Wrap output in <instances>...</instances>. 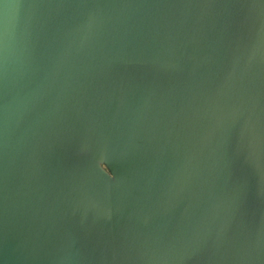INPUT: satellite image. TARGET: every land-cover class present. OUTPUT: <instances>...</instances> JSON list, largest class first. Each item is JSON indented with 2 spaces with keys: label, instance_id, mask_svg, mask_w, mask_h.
<instances>
[{
  "label": "bare ground",
  "instance_id": "bare-ground-1",
  "mask_svg": "<svg viewBox=\"0 0 264 264\" xmlns=\"http://www.w3.org/2000/svg\"><path fill=\"white\" fill-rule=\"evenodd\" d=\"M48 1L0 2V25L5 31L0 40V246L12 251L24 244L13 234L42 232L44 248L55 254L60 248L62 253L66 231L52 229L47 221L39 223L42 209L32 207L38 199L49 212L89 221L69 236L66 260L78 249L85 229L99 234L107 231L120 244L124 238L136 235L130 224L141 216L148 221L150 233L167 239L179 212L185 234L175 264H214L223 255L229 257L228 206L236 188L244 183L246 170L225 161L224 147L230 146L244 156L258 154V165L263 166L264 138L252 121L247 123L242 141L226 136L224 126L216 123L217 117L224 119L219 100L214 121L209 115V77L186 82L181 109L171 116L156 117L151 125L144 119V109L136 107L137 90L131 73L118 109L115 140L109 149L123 182L112 214L106 210L98 219L86 211H76L47 186L50 169L60 158L55 156L57 150L75 143L85 133L93 135L85 123L84 108L97 109L92 99L98 71L83 68L82 59L95 6L108 0H55L65 7L60 18L50 23L51 29L44 24L40 32H34V23L26 27L25 22L31 21L26 16L33 12L30 8L35 10ZM17 2H23V7L15 9ZM142 2L148 14L163 7L175 25L177 13L185 15L184 0ZM43 12L36 14L41 16ZM16 13L24 17L17 18ZM53 16L52 9L50 18ZM187 31L199 38L210 35L205 25H188ZM74 38L71 55L75 65L65 71L59 64ZM222 46L216 42L211 47V52L218 55L215 65L219 72L224 70L219 51ZM52 60L58 64L49 69L47 65ZM16 65L30 66L29 75L16 76ZM139 73L146 74L144 70ZM7 86L11 91L5 93ZM221 97L219 91L216 100ZM69 107L73 110L68 111ZM99 113L103 119L102 110ZM95 122L98 123L96 117ZM25 236L20 237L22 241H26ZM260 237L264 241L263 231ZM24 255L22 252L20 257ZM56 263L59 264L57 257Z\"/></svg>",
  "mask_w": 264,
  "mask_h": 264
},
{
  "label": "rangeland",
  "instance_id": "rangeland-1",
  "mask_svg": "<svg viewBox=\"0 0 264 264\" xmlns=\"http://www.w3.org/2000/svg\"><path fill=\"white\" fill-rule=\"evenodd\" d=\"M141 3V0H109L103 1L96 9L87 33L82 67L98 71L97 88L92 99L97 109L84 108V110L88 115L86 117L88 120L94 121V117L97 118L98 123L93 121L90 123L94 124L95 130L101 136L104 135L103 137L107 138H102V141L96 145L83 136L70 149L61 150L57 154L60 156L56 161L55 167H57L53 168L56 177L49 176L50 179L53 178L54 184H59L61 188L56 189L55 187L51 190L72 205L76 204L74 202L76 200L86 201L92 207L76 205L75 207L98 219L106 213V210L112 214L115 197L123 187L116 164L109 156V149L113 142L118 109L131 73L133 79L135 77L134 85L137 90L136 107L144 109V119L151 125L155 123L156 117L171 116L181 109L184 80L189 81L188 78L192 76L194 80L190 83H194L197 79H202L203 74L207 73L206 75L209 76L208 57L210 55L208 54L210 52L206 55L203 45L209 44L210 39L202 41L190 39L179 59L129 57V54L135 51L142 52L141 44L138 43V40L142 38L132 34V28L136 23H142L143 20L147 27L146 31H149V27L151 28L148 33L151 35L156 30L163 29L166 23L162 13H159V20H157L158 16L143 19ZM253 31L254 29L248 30V34L244 35L241 40V37L237 38L239 35L235 36L236 40L232 37L233 40H230L228 45L220 51L222 52L220 60L228 67L229 79L236 86L234 85L233 90L225 89L219 99L218 104L221 109H225L230 104L233 110L225 111L224 119L217 117L216 123L224 126V132L227 135H234L239 141L243 138L238 129L244 127L251 116L260 117L264 126V76L260 74L259 68L254 69V60L246 56L243 50L245 48L246 51H253L255 43L264 45V33L260 37L262 41H255L264 30ZM234 34H242V32ZM4 35L5 31L0 25V40ZM171 46L173 50L174 36L163 41V44L154 43L152 50L159 49L155 53L159 52V55H163L165 52L162 49ZM255 61H261L264 65V49ZM200 64L204 67H200ZM175 65H177L176 68ZM141 70H144L146 74H140ZM249 91L255 94L254 103L247 95ZM100 110H102L103 119L99 113ZM224 156L225 161H232L246 168L245 181L236 188L228 206L239 251V264H258V247L263 242L259 240L258 243V238L255 239L258 220L254 218L256 211L262 209L258 208L254 192L257 191V194L264 198V187L261 188L257 184V181L261 179L260 174L256 165L253 164L258 163V160L254 158L253 152L251 155L244 156L234 152L230 146L224 147ZM90 169H97L104 175L103 189H98L96 183L92 188L89 187L85 172ZM250 178L252 181L249 182ZM101 202L104 207L97 209ZM179 216H182L181 212ZM179 218L181 220L182 217ZM130 225L137 231L136 235L124 238L120 244H117L114 237L107 231L99 234L85 229L80 235L78 249L69 256V262L71 264H172V261L174 262L179 250L177 247L180 246V227L172 231L176 232V239L173 247H170V245L166 246L160 236L152 235L147 238L149 226L143 217H135ZM256 244L258 247L255 246ZM263 248L264 246L261 247L262 252H264ZM142 251L147 253V256H140L139 253Z\"/></svg>",
  "mask_w": 264,
  "mask_h": 264
},
{
  "label": "crops",
  "instance_id": "crops-1",
  "mask_svg": "<svg viewBox=\"0 0 264 264\" xmlns=\"http://www.w3.org/2000/svg\"><path fill=\"white\" fill-rule=\"evenodd\" d=\"M142 2V0H141ZM185 5V15L179 16V13H177L178 18V25H175L173 21H171L170 16L168 12L161 6H158L155 8V10L148 14L146 8L142 5V15L143 19L146 18H155L158 16L159 20V13L164 14V19L166 20V23L163 27V29L156 30L153 35L148 34L151 30L149 27V31H146L145 28H147L142 20V23H136V25L132 28V34L136 35V37H141L142 40H138V43L141 44V51H144V54H141V52L135 51L133 54H129V57H133L134 59H145L147 57L150 58H161V59H179L182 55V50L185 48L186 44L190 39H196L198 41L207 40L210 39L209 44L203 45L204 52L207 53L210 52L208 55L211 57V55L216 54V52H211V47L215 46V43L221 42L223 44V47H226L228 45V42L230 40H233L232 37H235L236 35H239L240 40L242 37L246 34H248V30L254 29L255 30H264V22L262 23V16L264 12V0H184ZM134 5V9H135ZM136 10V9H135ZM177 11V9H176ZM179 11V10H178ZM189 16V20H188ZM161 17V16H160ZM162 18V17H161ZM261 24V25H260ZM185 25V27L183 26ZM188 25L190 26H199V25H205L207 29H209L210 35H205L201 38L198 36L192 35L190 32L187 31ZM183 29L185 30V35H183ZM242 34H234L236 32H241ZM234 32V33H232ZM217 33V37L215 35ZM201 34V33H200ZM143 35V36H142ZM170 36H174V49L172 50V46L167 49H162L165 53L163 55H159L160 53L156 51H159V49L152 50V45L154 43L157 44H163V41L166 39H170ZM231 37V39H230ZM235 37V40L237 39ZM182 40L184 44L182 45ZM162 41V42H161ZM255 50H253V55L249 57L250 59H257L261 55L262 49H264V45H261L260 43H255ZM222 49H219V51ZM244 53L247 56V51L244 48ZM153 52V54H151ZM214 57H211L212 63L210 64L211 69L209 71V97H210V107H209V115L212 117L214 116L216 112L217 102L219 99L216 100V94L220 91L221 95H223V92L225 89H231L233 90L235 87V84H232L231 80L229 79V75L227 72V66L225 63H223L224 70L218 71L216 69V61L218 59V55H213ZM128 57V58H129ZM163 57V58H162ZM209 57H208V63H209ZM217 57V59H215ZM259 62L258 67L260 70V74L264 76V65H262L261 61ZM260 65V66H259ZM175 68L177 65L174 66ZM208 70H209V64H208ZM174 71V69H173ZM190 83L191 81L184 80V83L182 85V91L184 92V86L185 83ZM236 86V85H235ZM256 92V91H255ZM247 93V92H246ZM248 95V93H247ZM249 96V95H248ZM255 94L252 92L251 96H249V99L254 100ZM256 98V97H255ZM183 104V102H182ZM216 104V105H215ZM230 108H233L230 104H228ZM182 107V105H181ZM249 116L248 114H246ZM251 121L260 122L263 126L262 120H256L253 119L252 116L248 120L247 123H251ZM179 215V214H178ZM140 217V216H139ZM178 217V216H177ZM177 217L175 221L177 220ZM172 223L174 227V223ZM171 225L170 230L168 231L167 239L165 237L159 235V234H152L148 232L147 238H149L152 235H156V237H161L162 240L165 242L166 246L173 247V244L175 243V234L176 232H172L175 230ZM229 246L235 247V257H236V246H235V240H234V233L229 229ZM230 232H232L233 239L231 237ZM178 233V232H177ZM185 231L180 235V247L183 243ZM177 236V235H176ZM146 238V239H147ZM180 250V249H179ZM178 250V253H179ZM175 251V248H174ZM141 255L147 256V253L141 252L139 253ZM135 256V253L133 254ZM178 255V254H177ZM176 258L174 259V262L172 261V264H175ZM137 260V257H136ZM234 264V263H232Z\"/></svg>",
  "mask_w": 264,
  "mask_h": 264
},
{
  "label": "water",
  "instance_id": "water-1",
  "mask_svg": "<svg viewBox=\"0 0 264 264\" xmlns=\"http://www.w3.org/2000/svg\"><path fill=\"white\" fill-rule=\"evenodd\" d=\"M102 2L103 1H99L97 3V5L95 6V11H96V9L98 8V6ZM64 5L56 2L55 0H49L47 4L42 3L40 5V7L36 8L35 10H34V8L32 6L30 9L33 12L30 13V16H28V15L26 16L28 18H31V21L29 22V21H26L25 20L26 21L25 23L26 24L28 23V25H26V27H30L29 24L30 23H34L35 26H36L34 28V32H35V29L38 32H40L41 31V28L43 27L44 24L48 25L49 29H51V24L50 23L53 22V21H55V20H58V18H60V15L64 11V8H63ZM22 7H23V2H17V4L15 5V9L22 8ZM52 9L54 10V16H53V18H50V14L52 13ZM39 11H41V12L44 11L41 16L38 15V14H36ZM95 11H94V13H95ZM15 17L20 18V17H24V16H20V14H17L16 13L15 14ZM49 29H47V30H49ZM53 36H54V33H53ZM20 37H21V35H20ZM54 38H56V37L54 36ZM74 41H75V38L72 41L70 47H66V52H65V54L63 56L64 61L61 64H59V66L63 67L65 69V71H66V69H69V68H71L72 66L75 65V63L73 61V56L71 55V52L73 51V43H74ZM17 53L18 52H16L15 54H17ZM21 53H22V51L20 52V54ZM14 55L10 56V58H12ZM0 60H1V58H0ZM55 64L56 63H54V60H52V62L47 65V68L52 69L55 66ZM9 65H11V64H9ZM16 70H17L16 76H24V78H26L29 75L30 66H28V65H25V66L16 65ZM9 91H11V87L10 86L9 87L7 86V88L5 90V93H8ZM77 108H79V107H77ZM67 110L68 111H71L73 109H70V107H69V108H67ZM84 114L86 115V117L88 116L85 113V111H84ZM85 121H87L85 123H87V124L90 125L88 131H91L93 133V135L89 136V135H87L85 133L83 136H86L90 141L93 142V144L98 145L99 142L102 141L101 140L102 138H107V137H103L104 135L101 136L95 130L94 124L93 123H90L93 120H88L87 118H85ZM93 122H95V117H94V121ZM114 140H115V135L112 138V141L113 142H114ZM73 144H66V145L62 146L61 148H59L57 150L55 156H58L57 154H59V152L61 150L65 149V148H67V150L70 149ZM65 151H66V149H65ZM56 164L57 163H55V165ZM55 165H53L51 167L48 177L49 176L51 177V175L53 173V170L57 167V166L55 167ZM50 177H49V182L47 183V186L49 188H53L50 185ZM47 180H48V178H47ZM74 202L76 203V201H74ZM67 203L74 210H76V211L77 210H81V209H78L77 207H75V205L81 207L77 203L75 204V203L72 202L75 205H72L69 202H67ZM32 207H35V208L36 207H41V209H42V213H41V216H40L41 218L39 220V223H42V222L47 221L49 223V225L51 227H53L52 229H54L56 231H59L60 229L63 230V231H66V234H63L65 236H64L63 246L61 247V248H64L62 250V253H61V249L60 248H59V252L57 254H55L53 251H50V250L44 248V245H43V243H44V238H43L44 233H42V232L29 233L26 236L25 235L13 234L16 240H19V242L24 243L23 245H20V248L23 251L20 248H18L17 246L14 247V248H17V249H14L12 251L8 250L7 248H4V247H1L0 246V264H57L56 263V257H57V260H58V263L59 264H67V263L71 264L69 262V257L66 260V250H65L66 249V245H67L68 240H69V236L71 235V233L76 232L81 225H84V224L87 225L89 223V221L82 222V218H80L79 216H75V217H69V216L61 217V215H59V214H56V213H53V212H49L47 210V208H45V206L42 205L39 202L38 199H36V202L35 203H32ZM45 213H47V214H45ZM91 223H93V222H91ZM148 226H149V223H148ZM172 227H173V224H172ZM230 230L234 233V240H235V231H234V226H233L232 223H231ZM226 234H227L226 236H228V234H229V231L228 230H226ZM1 236H2V233H0V237ZM24 236H25V239L24 240H26V241H22V239L20 238V237H24ZM231 237L233 239V235ZM258 238L260 239L261 237H258ZM234 243H235V246H236V257H235V251H234L235 247L234 246L233 247H230L229 246V257H227L226 255H223L219 260H216L214 262V264H232V263L239 264V259H238L239 251H238V246H237L236 240H235ZM22 252H24L25 255L23 257L22 256L20 257V254Z\"/></svg>",
  "mask_w": 264,
  "mask_h": 264
},
{
  "label": "flooded vegetation",
  "instance_id": "flooded-vegetation-1",
  "mask_svg": "<svg viewBox=\"0 0 264 264\" xmlns=\"http://www.w3.org/2000/svg\"><path fill=\"white\" fill-rule=\"evenodd\" d=\"M263 18H262V23L264 22V12H263V16H262ZM261 25V24H260ZM260 29V31H261V28H259ZM259 32V30H255V32ZM242 32V31H241ZM264 32H261V34L260 35H258V37H256V39H255V41L256 40H258V42H260V41H262V39L260 40V37L262 36V34H263ZM255 50V49H254ZM247 54H248V57H251V55H253V51H248L247 50ZM253 60V59H252ZM258 64H259V62H257V61H255L254 60V69H256L257 67H258ZM260 66V65H259ZM207 74V73H206ZM210 76V75H209ZM208 75H206V77H202V79H204V78H208L209 77ZM231 78V77H230ZM189 80V79H188ZM194 80V79H193ZM192 80V81H193ZM190 81V80H189ZM191 81V82H192ZM250 92H253V91H250ZM254 93V92H253ZM241 96V95H240ZM250 100H251V98H250ZM256 100H255V97H254V100H251V102H255ZM182 102H183V99H182ZM216 105V104H215ZM250 109V108H249ZM232 111L233 110V108H230L229 106H226V108L225 109H223V111L225 112V111ZM250 112V111H249ZM214 117H215V114H214V116H213V121H214ZM252 118L253 119H258V120H262L260 117H255V116H252ZM251 125H256L257 126V128H258V130H259V133H263V135H261V137H263L264 138V126H262V124H261V121L260 122H256V121H253L252 123H251ZM246 126H247V124L244 126V127H241V128H239L238 129V132H239V134L242 136V137H244L245 135H246V131H245V129H246ZM255 133V132H254ZM226 134V133H225ZM214 135V134H213ZM226 136H229V135H227L226 134ZM261 137H259V138H261ZM230 138H237L236 136H234V135H232V136H230ZM238 139V138H237ZM264 144V143H263ZM260 145V144H259ZM235 152V151H234ZM239 154H241V153H239ZM252 153H250V155H251ZM256 155V156H255ZM253 156H255L254 158L256 159V160H259V157H258V154H255V153H253ZM250 160H253V158L251 159L250 158ZM249 160V161H250ZM253 164H255L256 165V167L258 168V173L260 174V178L261 179H256V181H257V184L259 185V187H261V188H263L264 187V165L263 166H259L258 165V163H253ZM245 168V167H244ZM245 170H246V168H245ZM98 172H100L99 170H97ZM101 173V172H100ZM102 174V173H101ZM245 175H246V172H245ZM250 181H252V179L250 178L249 179V182ZM243 184V183H242ZM242 184H240V185H242ZM239 185V186H240ZM259 189L260 191L262 190V189ZM260 191H259V193H260ZM254 192V190L251 192V194ZM254 195H256V197H257V199L259 200V204H258V208L259 209H262L261 211H256L257 213H256V216H255V220H258V226H257V224H256V240H257V238L259 237V235L261 234V232L263 231V233H264V198H262L261 197V195H259V194H257V191H255L254 192ZM259 196V197H258ZM260 205V206H259ZM104 207V206H103ZM102 207V208H103ZM263 211V212H262ZM179 217H182V216H179L178 215V217H177V220L175 221V223H174V229L176 228V229H178V227H180L181 229H180V231H181V234L185 231V222H184V220H183V218H181V220H180V218ZM178 231V230H177ZM260 239L258 238V243L260 242L259 241ZM255 246H257V244L255 245ZM264 246V241H263V243H261L260 244V247H258V251H259V255H258V264H264V252H262L261 251V247H263ZM177 248H179L180 249V246L179 247H177Z\"/></svg>",
  "mask_w": 264,
  "mask_h": 264
},
{
  "label": "trees",
  "instance_id": "trees-1",
  "mask_svg": "<svg viewBox=\"0 0 264 264\" xmlns=\"http://www.w3.org/2000/svg\"><path fill=\"white\" fill-rule=\"evenodd\" d=\"M200 67H204V65H202V64H200ZM202 77H206V74H203L202 75ZM193 78L194 77H189L188 79L190 80V81H192L193 80ZM83 170V169H82ZM55 173L56 172H53L52 173V175L51 176H55L56 177V175H55ZM85 174H86V178H87V180H89V187L90 188H92L93 186H94V183H96L97 184V187H98V189H100V188H102L103 189V180H104V175L103 174H101L100 172H98L97 171V169H94V170H92V169H90V170H86V172H85ZM52 179L53 178H51L50 179V185H51V187H53V188H55L56 187V189H58V188H60V186H59V184H54V182L52 181ZM61 189V188H60ZM64 193H66V194H68L69 195V193H67V192H65L64 191ZM256 202H257V205L260 203L259 202V200L256 198ZM76 203L78 204V205H80V206H83V207H92V206H90L89 204H87V202L86 201H83V200H76ZM104 205H103V202H101V204H98V207H97V209H101L102 207H103ZM260 206V205H259ZM255 236H256V234H255ZM254 236V237H255ZM256 239V238H255ZM263 250H264V248H263Z\"/></svg>",
  "mask_w": 264,
  "mask_h": 264
}]
</instances>
